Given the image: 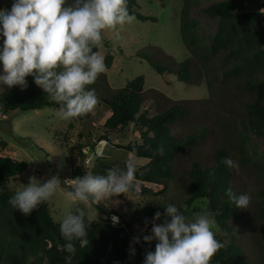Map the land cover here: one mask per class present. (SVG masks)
Returning a JSON list of instances; mask_svg holds the SVG:
<instances>
[{"label":"trees","instance_id":"16d2710c","mask_svg":"<svg viewBox=\"0 0 264 264\" xmlns=\"http://www.w3.org/2000/svg\"><path fill=\"white\" fill-rule=\"evenodd\" d=\"M160 1L164 4L171 0ZM182 1L180 33L189 57L178 61L167 53L152 56L151 51H141L138 56L147 59L158 73H172L181 82L200 85L204 81L208 88L220 86L224 95L222 104L232 103L222 122L223 128L228 130V141L234 138L232 142L236 146L231 151L217 147L210 125L199 124L192 132H184L188 121H201L195 114L196 102L170 99L161 91L150 97L144 89L143 75L114 90L105 73L88 86L95 89L98 103L110 109L102 125L105 133L98 139L148 160L141 170L136 169L137 180L161 185L163 189L170 181L177 180L179 200L188 203L208 200L215 223L226 234L215 232L223 247L210 264H264V150L249 144L252 134L264 138V11L261 10L264 0ZM203 1L208 4L201 10L217 21L215 32H207L193 16V8L200 7ZM136 6V0H127L131 15L135 13L139 20H157L135 11ZM112 58V54L106 55L107 67ZM26 79V90L4 86V92L0 93V108L4 112L59 107L49 102L47 94L35 85L31 76ZM149 97L156 104L152 115L145 108ZM91 116L92 112L74 120L84 121ZM131 124L141 133V142H112L111 134H119ZM6 146V141L0 142V264H66L65 241L48 202L27 216L9 205L15 192L8 190V183L28 169V162L2 155ZM225 158L231 159L235 167L227 166L223 162ZM113 167L119 166L98 159L91 173L104 175ZM77 174L81 176L79 170ZM246 180L251 181L250 188ZM228 188L237 195H252L248 209L231 203L225 194ZM142 191L151 192L148 187ZM165 206L137 207L122 227L90 221L89 246L78 247L71 264H143L145 254L155 250L156 241L147 243L141 238L134 245L135 256L129 254L130 241L137 235L136 226L146 218L155 217L157 212L164 213ZM179 210L185 215L183 209Z\"/></svg>","mask_w":264,"mask_h":264},{"label":"clouds","instance_id":"9594fccd","mask_svg":"<svg viewBox=\"0 0 264 264\" xmlns=\"http://www.w3.org/2000/svg\"><path fill=\"white\" fill-rule=\"evenodd\" d=\"M134 19L127 0H72L70 4L68 0H12L11 7L0 12V91L4 92V86L26 90V78L31 76L49 102L59 105L55 114L60 120L93 112L99 101L95 89L88 86L106 70L104 56L94 49L102 47L104 30H115ZM223 162L235 167L231 159ZM71 180L68 200L85 206L127 195L135 188L131 163L124 169L109 168L104 175L87 172ZM21 185L8 203L27 216L50 201L62 182L58 174L47 179L32 175L27 185ZM225 194L237 208L248 209L251 203L248 193L237 195L228 188ZM163 209L164 221L155 222L162 215L157 212L150 234L143 236L144 242L156 241L155 250L145 254L143 264H210L223 247L215 237L214 218L204 212L189 219L173 203ZM90 221L84 208L68 211L60 220L59 231L68 253L66 264H71L78 247L89 246ZM112 221L117 224L118 217L113 216ZM140 242L139 236L130 241L131 256L136 254L134 245Z\"/></svg>","mask_w":264,"mask_h":264},{"label":"rangeland","instance_id":"374dc122","mask_svg":"<svg viewBox=\"0 0 264 264\" xmlns=\"http://www.w3.org/2000/svg\"><path fill=\"white\" fill-rule=\"evenodd\" d=\"M136 1L135 11L143 15L154 16L157 20H139L134 13L132 15L135 19L131 24L118 26L115 30L103 31V45L98 48L97 52L104 58L108 53L113 56L110 66H106L104 72L108 84L116 90L143 75L144 89L150 97L161 91L170 99L198 102L194 104L195 114L201 121L197 123L194 119L188 121L184 132H192L199 124L210 125L213 130L212 135L216 139L214 144L217 147L223 146L229 151L233 150L236 146V143L232 142L234 138L228 141V130L223 128L225 125L223 126L222 123L225 116L229 114L232 103L230 101L222 104L224 95L220 86L214 85L208 88L204 81L200 85L181 82L172 73H158L147 59L138 56L141 51H151L152 56H157V53H167L178 61L189 57L190 53L180 33V11L183 1L171 0L164 4L160 0ZM68 2L70 4L72 0ZM11 3L12 0H1L0 12L10 8ZM207 4L208 2L203 1L200 7L193 8L192 13L200 20L207 32H215L218 27L217 21L205 15L201 10V7ZM261 10L264 11V8ZM150 97L145 108L152 115L156 111V104ZM55 111L56 109L52 107L7 112L0 108V142L6 141L7 143L1 152L2 155L28 162V169L10 180L8 190L12 192L20 190L21 184L27 185L28 177L32 175L47 179L50 175H54L53 168H57L65 180L69 179L66 184L60 185L56 195L48 201L51 215L58 223L66 212L84 208L91 216L92 222L114 225L112 217L116 216L118 223L115 225L122 227L135 208L167 203H173L177 207L179 205L178 209H183L185 216L189 219L204 212L214 218V214L208 208V200L205 198L190 203L179 200L177 180L170 181L163 189L161 185L145 183L135 178V188L127 194L128 197L126 194L121 197L113 196L98 205L85 206L81 202L68 200L67 192L72 188L71 179L80 175L77 174L78 170L81 177L91 172L98 159L112 161L121 169H124L127 163H131L134 175L136 169L141 170L148 160L138 158L126 150L114 148L106 141H99L98 138L105 133L102 125L110 115L109 107L103 103H98L92 116L84 121L74 119L62 121L56 116ZM110 138L114 143H135L141 142V133L136 130L134 124H131L121 133L111 134ZM249 144L259 151L264 150L263 137L252 134ZM246 183H248L247 188H250L251 181L246 180ZM143 187H148L151 192H143ZM104 209H107V212L104 213ZM111 210L115 213H111ZM153 218H146L143 224L136 226V236L143 238L150 234ZM214 231L226 235L217 224Z\"/></svg>","mask_w":264,"mask_h":264},{"label":"water","instance_id":"95a60500","mask_svg":"<svg viewBox=\"0 0 264 264\" xmlns=\"http://www.w3.org/2000/svg\"><path fill=\"white\" fill-rule=\"evenodd\" d=\"M53 173H54V175H57V174L59 175V178H60V180H61L62 183H64V181H66V180L63 178L62 174L59 172V170H58L57 168H53ZM161 214H162V215H161V217L159 218V220H156L157 223H162V222L164 221V219H165L163 213H161ZM168 219H170V217H169Z\"/></svg>","mask_w":264,"mask_h":264}]
</instances>
